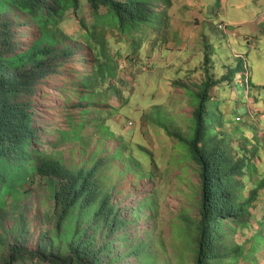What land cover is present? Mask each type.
Masks as SVG:
<instances>
[{
  "label": "rangeland",
  "instance_id": "1",
  "mask_svg": "<svg viewBox=\"0 0 264 264\" xmlns=\"http://www.w3.org/2000/svg\"><path fill=\"white\" fill-rule=\"evenodd\" d=\"M170 1V5L161 3L156 10L166 13L165 21L161 19L164 26L160 25L159 31L155 32L158 36L162 33L164 42L160 43V36L158 41V36H148L143 43L144 49L135 53L124 38L126 42L119 44L121 54L116 56L115 77H108L101 85L95 82L91 88L104 91L106 87H112L114 93L108 99L101 93L99 96L93 93L86 98V104L79 101L78 92L83 89L81 80L90 77L94 61L92 63L93 57L85 44L76 46V41L84 43L83 36L76 38L75 35L82 31L78 17L88 24L94 21L87 0H80L78 16L68 10L58 28L64 33H59L61 41L66 36L75 37L66 43L73 49L72 57L63 63L60 73L47 77L31 97L41 152L65 161L72 159L80 165L91 166L96 160L103 164V175L111 180L108 184L116 185L114 199L124 208L123 216L131 218L128 211L136 208L142 199L151 197L154 201V211L149 206L143 207L138 218L130 220L112 236L115 239L113 250L106 258L116 260L113 264L147 262L142 256L130 253L141 240L145 244L144 252L155 255L156 264H194V228L200 218L201 180L198 166L186 156L175 133L189 132L194 109L192 93L204 81L206 69L215 79L224 78L241 65L248 51V62L253 66L248 68L249 80L257 79V84L264 86V56L258 54L264 48V0ZM21 23V19L18 20L17 31L29 45L32 38L39 36V29L31 21H27L26 28H22ZM244 72H247L244 68L240 70L234 81L245 83ZM247 92L248 96L236 107L241 108L240 114L231 115L242 128L234 135V142L254 151L248 153L257 165V179H261L264 176V90L262 94L254 88ZM210 93L213 99L222 103L221 111L229 113L228 107L225 108L228 88L215 87ZM87 108H94L93 114L83 113L81 118L80 111ZM97 116L98 119L90 122V118ZM239 117L241 121H238ZM83 119H86L84 126H78ZM95 121L104 126H95ZM73 127L81 137L78 143H88L85 157L92 163L80 157L75 150L79 149V144L68 137ZM105 127L108 134L103 133L107 131ZM101 148V156H97ZM116 149L122 156L107 158L106 155ZM129 157L141 162L143 175L130 173L132 170L126 165ZM245 180L251 188V175L247 174ZM31 187L33 191L22 202L19 214H0V232L3 228L14 226L19 229L28 224L29 242L35 244L42 227L49 224L53 200L46 180L38 179ZM8 206L11 207L12 202ZM262 208L264 211V204L254 213L261 215L259 210ZM257 228L253 221L248 227L232 231L229 240L248 247ZM260 230L264 233V227ZM91 232L95 234L96 242H104V229ZM5 234L8 239L13 235L12 232ZM258 244L249 258L241 257L236 264H264V243ZM28 264L51 263H40L35 259Z\"/></svg>",
  "mask_w": 264,
  "mask_h": 264
},
{
  "label": "trees",
  "instance_id": "2",
  "mask_svg": "<svg viewBox=\"0 0 264 264\" xmlns=\"http://www.w3.org/2000/svg\"><path fill=\"white\" fill-rule=\"evenodd\" d=\"M87 2L94 22L88 24L84 18L78 17L82 31L75 35L76 38L83 36L84 43L76 41V46L85 44L93 57L92 63L94 61L90 77L81 80L83 89L78 92L79 101L86 104V98L93 93L97 96L101 93L106 99L112 96L115 91L112 87H106L104 91L92 89L95 82L101 85L108 77H115L116 56L121 54L119 44L127 39L130 50L133 48L135 53L143 50L146 38L158 36L155 32L159 31L160 25L164 26L161 19L165 21L166 13L156 11L159 5L171 4L170 0ZM68 10L78 16L80 0H0V214H19L22 202L31 195V186L38 179L47 181L53 200L49 224L42 227L35 244L29 242L31 232L28 224L19 229H14V226L3 228L4 233L0 232V250L4 246L0 251V264H28L35 259L51 264H113L116 260L106 258L113 250L115 239L112 236L130 220L138 218L137 214L143 207L156 209L152 198L147 197L136 208H130L131 218L123 216L124 208L114 199L116 185L108 184L111 180L103 175V164L96 160L91 166L80 165L72 159L65 161L43 153L38 148L41 140L34 126L31 97L47 77L60 73L63 63L73 55V49L66 43L74 39V35L71 38L66 36L64 41L59 39V33H64L58 28ZM20 19L22 28L31 21L39 29V36L32 38L29 45L17 31ZM159 36L160 43L164 42L162 33ZM159 36L156 41L160 40ZM261 50L258 54L263 57L264 48ZM249 57L247 51L241 65L221 79H215L208 69L205 70L204 81L192 93L194 109L189 132L175 133L186 150V156L198 166L201 180L200 218L194 228V264H236L241 257L249 258L258 242L264 243V233L260 230L264 227L263 208L259 210L261 215L254 213L264 204V176L257 179V165L249 156L254 151L235 145L234 135L242 128L231 116L240 114L241 108L236 107L248 96L247 90L254 88L260 94L264 90L262 84H257V79L249 80L248 68L253 67L248 62ZM208 61L207 54L206 63ZM243 68L247 71L242 74L245 83L235 82L234 77ZM215 87L228 88L229 98L225 100L228 105L225 108L228 107L229 113L221 111L222 103L211 97L210 92ZM232 104L235 106L230 107ZM93 110H81V118L83 113L93 114ZM96 119L98 116L90 118V122ZM85 120H81L78 126L83 127ZM238 121H241L240 117ZM94 124L104 126L97 121ZM70 132L68 137L78 143L81 137L77 128H71ZM103 133L108 134V129ZM63 135L66 137L64 132ZM87 145L81 142L79 149H75L84 159ZM102 148L97 156H101ZM121 154L116 149L106 156L109 159L113 156L120 158ZM126 165L132 170L130 173L143 175L140 161L129 157ZM247 174L251 175V188L245 180ZM10 202L11 207L8 206ZM253 221L258 228L250 246L229 240L232 231L248 227ZM101 228L105 231V240L98 243L91 230ZM9 232L13 235L8 239L5 233ZM144 248V241H138L130 253L142 256L147 261L142 262L144 264H156L155 255L144 252ZM247 252L251 253L247 255Z\"/></svg>",
  "mask_w": 264,
  "mask_h": 264
}]
</instances>
